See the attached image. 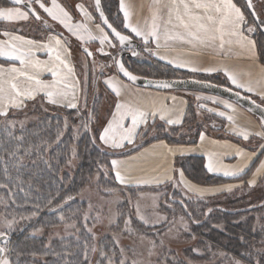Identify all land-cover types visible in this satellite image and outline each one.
<instances>
[{
  "label": "trees",
  "instance_id": "obj_1",
  "mask_svg": "<svg viewBox=\"0 0 264 264\" xmlns=\"http://www.w3.org/2000/svg\"><path fill=\"white\" fill-rule=\"evenodd\" d=\"M234 2L244 15L246 11L254 22L245 2L243 0ZM252 2L255 5L254 0ZM0 3L10 5L6 0H0ZM101 5L109 22L123 34L129 35L118 27L109 15L117 11L116 15L119 16L117 1L101 0ZM255 11L257 13L256 6ZM256 26L258 33L252 36L259 61L264 64V32L257 24ZM146 67L150 70L148 75H139L127 69L135 75L150 79H197L231 89L224 81L215 77L193 76L174 70L155 59L148 62ZM35 102L28 103L21 111L10 113L7 120L0 117V183L7 184L6 188H0V198L6 203L5 207H1L0 214L2 218L10 219L15 213L36 215L35 219L21 225L18 232L11 236L12 247L9 254L12 264H85L86 241L89 245L87 264H108V260L100 256V249L104 250L106 256L112 257L113 261L119 256L122 257L121 248L125 249L123 257L127 259L135 250L144 254L145 248H142V243L146 244L148 252L151 249L153 254L159 253L160 257L168 255L166 264H224L225 261L232 259L242 264H264V176L254 187L245 183L235 189L234 191L242 190L243 194L240 196L225 193L227 196L222 194L203 200L191 196L188 197L191 199H186L187 196L182 197L178 189V192L174 191L172 196L168 197L170 192L167 189L171 186L162 187L165 188L163 191L166 194H162L158 211L166 216V222L149 227L133 217L129 206L138 190L122 191L115 182L111 170L112 159L122 157L131 150L107 152L100 148L95 136H83L76 144L72 132L73 117L80 111L53 109L44 103L33 108ZM96 112L94 106L93 115ZM81 114L77 116L79 120L84 116ZM194 115L189 109L182 126L174 129L177 131L184 129L188 133L185 132L178 138L162 136L155 139L173 145H194L203 131V125L196 122ZM24 118L30 122L21 125ZM8 120L14 121V126L9 124ZM65 127L67 132L61 137ZM18 137L22 139H17ZM155 139L152 141H156ZM74 146L78 149L80 164L71 173L67 168ZM13 151L15 155H9ZM256 163L255 161L245 174L234 179L210 176L201 157L178 159L176 166L191 182L200 186H215L245 182ZM96 177L98 179L93 182ZM87 188L93 189L99 195L107 196L117 191L122 196V202L117 206L116 223L109 227L107 233H102L95 240L91 238L82 222L87 203L78 199L80 193ZM257 188L262 190L257 191ZM107 189L113 191L108 192ZM246 190L254 192L253 196L257 198L255 203L248 201L251 198L245 193ZM61 215L64 217L63 220L60 219ZM181 217L189 224L183 237L187 239V243L195 240L193 247L186 244L188 247L184 250L188 262L177 257L169 258L174 256V252L159 246L160 241L168 236L166 232L170 222ZM128 219L131 220V234L123 230L124 221ZM71 223L76 224V237L60 239L48 237L58 228ZM37 229H40L41 233ZM114 238L119 241L118 245L114 243ZM151 241L156 242L155 248H151ZM92 246L97 248L96 252L91 251ZM216 253L223 255L222 260L217 259L218 255H214Z\"/></svg>",
  "mask_w": 264,
  "mask_h": 264
},
{
  "label": "snow or ice",
  "instance_id": "obj_2",
  "mask_svg": "<svg viewBox=\"0 0 264 264\" xmlns=\"http://www.w3.org/2000/svg\"><path fill=\"white\" fill-rule=\"evenodd\" d=\"M12 6H0V21L19 22L28 21L34 17L36 20H43V17L39 14L34 6H38L43 10L52 21L60 24L67 30L72 36L81 42L99 40L100 47L97 51L103 55H110L105 52V45L115 48L116 42L120 46H127L131 48V42L134 38H139L144 44V50L149 52L150 55L157 56L160 59H166L165 55L160 53V49H170L171 42H178L181 45H187L186 55H197L200 49L211 48L216 50V42H219V49L222 50L225 43L229 45H237L241 48L244 47L246 37L243 35L241 26L246 23L245 15L241 8L238 7L233 0H153V3L149 5V13L151 22L145 23L144 26L139 24H133L131 22L132 12L129 6H127L124 0L120 2V11L123 13L124 29L129 30L133 35H125L122 31L117 30L105 16L101 9V0H95V10L99 13L102 24H95L98 35H94L87 27L88 22H94L92 14L88 11L84 4H76V10L83 17V22H73V17L70 12L57 0H50V6L46 3V0H9ZM247 7L251 9V15L256 18L260 23L264 21L259 20V16L255 11V5L252 0H247ZM165 15L167 19H164ZM161 22L163 23V29L161 28ZM44 27L49 29L51 26L47 20H43ZM102 25H106L110 29V33L105 30ZM254 29L248 28L251 32ZM5 37H8L6 41H0V57H7L10 61H19V66L11 64L7 67L0 65V117H4L7 120L9 112L12 109H22L26 106L27 101L35 100L38 96L41 97L48 104L68 107L71 109L78 108V96L77 91L79 88V81L75 79V69L70 62L71 49L69 48L67 41L63 39L62 34H57L54 31H49L47 36V42H39L32 39H27L22 35H14L9 31H3L0 33ZM228 37L227 41L225 37ZM249 43H251L249 41ZM155 45V50L151 49L149 45ZM44 53L47 59H40L37 53ZM82 52L86 58H93L94 54L87 47L82 49ZM132 55H138L137 52L132 51ZM113 62L116 65L118 71L123 73L129 81L135 82L137 77L128 71L124 64L113 57ZM168 63L173 64L175 67L183 68L187 67L192 72L204 71L214 72L215 68H199L190 60L183 59H169ZM86 67V65H85ZM101 68L105 65H101ZM264 73V68L261 69ZM51 76L50 80L43 79L44 74ZM225 75L232 85L236 89H242L244 92L253 93L259 95L261 100L264 101V87L260 85L264 82L257 81L256 86H253L251 81L242 83L236 75L229 73L225 70ZM109 89L115 94L116 102L113 111L111 112L110 119L102 127V131L99 133V140L102 144L107 145L113 149H119L124 147L125 142L132 144L138 135L140 126L147 125L149 117L153 119L159 115L160 120L166 121L167 124H178L180 119H173L168 113L170 110L166 108L154 109L149 112L143 109L138 103H133L123 98V92L128 88L127 84H123L121 81L114 77H110L104 81ZM158 87L169 88L172 86L168 81H156ZM257 87L260 88L257 91ZM231 91V89H226ZM236 97H241V92H234ZM244 99H250V97H243ZM175 101L176 97H171ZM201 97H197L200 100ZM203 99L212 100L213 103L222 104L225 109L231 110L232 113L236 112L233 104L227 100H217L215 97H204ZM251 103L257 108L261 107L256 104L254 100ZM199 108H204L203 104L198 105ZM209 112L214 111L209 108ZM220 117H225L231 126L233 133L239 137H242L245 141L249 140L250 136L255 135L264 139V117L260 120L261 131L252 133L245 128H241L236 124V117L233 114H228L224 111L216 113ZM93 113L89 112L88 119H93ZM9 124L14 126V121L8 120ZM87 128L88 125L85 124ZM17 139H22L18 137ZM205 139V133H200V140ZM95 143V139H93ZM163 144V142H161ZM166 147V145H165ZM231 147V153H225V155H232L243 163H238L232 166H225L218 164L215 160V154L209 155L208 163L205 165L209 172H218L223 170L224 176L239 177L247 168L249 161H251L253 154H249L243 148L237 146ZM261 149H264V144L260 145ZM171 151V150H169ZM9 155H15V152H10ZM135 159V158H133ZM18 167V166H17ZM112 171L115 173V179L120 184H130L135 182L137 184H151L153 182L159 184L164 182L160 177H136L131 174V170L125 166L124 160L113 159L111 161ZM7 172V170H5ZM259 174H264V160L260 161L256 171L253 172V179L248 181L251 187L255 183V177ZM7 178V176H6ZM166 180L172 181L174 177L167 175ZM183 184L189 191H196L199 195L203 196L205 192L211 191H231L233 185H226L220 189H198L185 180L183 172H180V179L177 182ZM7 184L0 183V188H6ZM106 191L112 192L113 189H107ZM11 194V193H10ZM71 199V197H69ZM51 203V201L49 202ZM91 204L89 208L91 209ZM35 215V213H33ZM137 215L140 220L145 224H149V220L140 215L139 206H137ZM27 219V217H22ZM60 219L64 217L61 215ZM85 221L89 219L87 213L84 215ZM166 219V218H163ZM183 223V217L180 218ZM15 218L9 220L3 219V228L0 230V264H12L9 259L8 253L11 251L9 247V234L15 224ZM96 223H101L102 219L99 214L95 217ZM110 223L112 220L110 219ZM131 220H125V230L131 234L129 225ZM95 227V224H93ZM87 232L91 235L93 240L96 239L95 234L92 231V227H88L85 224ZM186 228V225H185ZM40 229H37L39 231ZM172 229H169L171 232ZM159 235V233H157ZM143 239V237H141ZM114 243L119 244V241L114 238ZM151 248H155L156 242L151 241ZM160 246H163V240L160 241ZM85 264L88 262V250L89 245L87 241L84 244ZM92 252H96L95 246L91 247ZM125 249L121 248L120 252L123 256ZM35 255V253H33ZM149 255H152L151 249ZM100 256L108 260V264H113L112 257L106 256L103 249H100ZM119 264H128L126 259H120ZM131 264H143L142 261L133 259ZM238 264V262H237Z\"/></svg>",
  "mask_w": 264,
  "mask_h": 264
},
{
  "label": "crops",
  "instance_id": "obj_3",
  "mask_svg": "<svg viewBox=\"0 0 264 264\" xmlns=\"http://www.w3.org/2000/svg\"><path fill=\"white\" fill-rule=\"evenodd\" d=\"M118 1H119V6H120L121 0H118ZM124 2L127 6H129L130 11L132 12L130 19L133 24H139L141 26H144L146 22L147 23L151 22L150 13H149V5L153 3V0H124ZM233 3H235L234 0H233ZM0 6L8 7L12 5H4L3 3H0ZM34 7L36 8V6ZM164 19H167L166 15ZM34 21L36 22L35 24L38 25L35 28L34 33L32 34L30 32L29 33L24 32L23 30L25 26H28L30 23L32 24V22ZM34 21H33V18H30L28 21H19V22L0 21V33H2L3 31H9L14 35H22L27 39L36 40L39 42H47L48 33L49 31H52V30H48L44 34L43 33L44 27L42 24L43 20L38 21L35 19ZM14 26L15 28H10ZM87 27L91 31L94 25H92L91 22H88ZM161 28L163 29L162 22H161ZM241 28H242L243 35L247 38L243 48L235 44L229 45L225 43L224 48L220 50L218 47L219 42L217 41L215 51L211 48H205V49H200L197 55L189 56L185 54L188 48L187 45H181L178 42H171L170 49H175V50L165 51V49L163 48L159 50L162 55H165L167 57L166 59H160L157 56H153V55L152 56H153V59L169 66L170 68L174 70H177L180 72H186L193 76L215 77L221 81H224L225 84L228 87H230L232 90L240 91L242 95L250 97L255 102H257L258 104L264 107V101L261 100L259 95L244 92L242 89H236L235 86L231 84V82L228 80L227 76L225 75V70H227L229 73L236 75L237 78L242 83L251 81L253 83V86H256L257 81L264 82V73L261 72V69L264 68V64L259 61L258 54H257V48H256L255 41L253 39V36L248 31V27L246 23L243 24ZM92 31L97 33L96 28L93 29ZM127 31L129 32V30ZM55 33L59 34L58 32H55ZM136 39L139 40V38H136ZM227 39L228 37L226 36L225 40L227 41ZM6 40H8V37L0 35V41H6ZM139 41L144 46L143 42L141 40ZM249 41L251 43H249ZM149 47L155 50L154 44L149 45ZM37 56L40 59H47V56L44 53L38 52ZM169 59L190 60L192 63H194L199 68L203 69V68L211 67L217 70L211 73L204 72V71L192 72L187 67H183V68L175 67L173 64L168 63ZM70 62L75 69V62L72 57V53L70 57ZM11 64H15L16 66H19V61H10L8 60L7 57H0V65H4L5 67H7ZM104 77H105L103 79L104 88L103 89L95 88L93 90V94L89 96V97H93V99L91 98L92 102L95 97L100 96V95L103 97H106L104 102H108L109 101L108 97H110L113 99V108H112V111H113L115 102H116V96L111 91V89L107 87L104 81L110 77H114L117 80L121 81L123 84L128 85V88L125 89L123 92L124 99L129 100L133 103H138L143 109H146L149 112H151L154 109L166 108L170 110L168 114L173 119L179 118L181 121L178 124L169 125L166 123V121L160 120L159 115H157L154 119L152 117H149L147 125L142 124L140 126L138 130V135L136 136L132 144H128L127 142H125L124 147L119 148V149H113L100 142L103 148L107 150H111L112 152H120L124 150H129V149L131 150L129 151L128 154L122 157H116L114 159L124 160L125 166L131 170V174L133 176H136V177H145V176L146 177H157L158 176L162 180H164V182L159 183V184L155 182L151 184H137L135 182H132L130 184L125 185V184H120L119 182L116 181L115 173L112 171L114 180L119 186L123 188H127V189L141 190V191L145 189H157V188H162L165 186H172L174 188H177L180 192L184 193L186 196L188 195V196L200 197V198L216 197V196H219L225 193H230L245 183L249 186L248 181L253 179V172L256 171V168L259 166L260 161L264 160V149L260 148V145L264 144V139H262L261 137L252 135L250 136L249 140L245 141L242 137H239L233 133L230 123L225 117H220L216 113L219 111H224L226 115L228 114L235 115L236 124L239 127L245 128L252 133L261 131L260 122L255 116L248 113L246 110L242 109L240 106L236 105L235 103L231 101H229V103L233 104V106L235 107L236 109L235 113H232L231 110L225 109L222 104L213 103L212 100L203 99L204 97H215L217 100H226L224 98H221L215 95L202 93V92H195V91H155V90L135 87L133 85H130L124 82L119 77L117 78L111 74H107ZM42 78L46 80H50L51 76L46 73L44 74ZM75 79L79 81V77L76 72V69H75ZM260 87H264V83H262ZM259 90L260 88L257 87V91ZM84 95L82 93V88H80L79 86L78 91H77L78 108L76 109H71L66 106L59 107V106L48 104L46 101H44L39 96L35 100L27 101L26 105L28 103L36 101L37 99H40L49 108L79 110L80 108L82 109L84 108L83 107V97H85ZM173 96L177 98L175 101L171 99V97ZM198 96L201 97L200 100H197ZM192 98H193V101L190 100ZM199 104H203L204 108H199L198 107ZM25 107L26 106H24L22 109H12L10 111L23 110ZM85 108L83 110H85ZM209 108L213 109L214 111L209 112L208 111ZM189 109H191V111L194 112V114L205 115V117L209 116L208 119H210L212 124L210 127H208L207 130L202 131L205 133V139L203 141L200 140V136H199L198 141L194 145L172 146L163 140H158L157 142L154 141L150 143L145 142L142 145H137L139 142L141 132L145 128L153 126L154 123H156V125L163 124L164 126L169 127V128H177L179 126H182ZM110 117H111V113L108 116V119H110ZM108 119H106L105 124L107 123ZM197 122H199L198 118H197ZM161 142H163V144H161ZM226 145L228 146L234 145V146L243 148L249 154L254 153L251 161L247 162L248 163L247 168L241 174V175L245 174L247 171L251 169L254 162L255 161L257 162L254 168L250 171V175L245 182L235 183V184L234 183L233 184H230V183L221 184V185H215V186H200L188 180L184 172L181 169L177 168L176 166V161L178 159L189 158V157H201L203 158L204 163L206 165L208 163L210 154H215L214 158L217 161V163L225 165V166H232L238 163H243V161L237 160L232 155H225V153L232 152V148L226 147ZM205 169L210 176H214L217 178H222V179L237 178L233 176H224L223 170L218 171V172H209L206 167ZM180 172H183L184 178L186 181H188L191 185L195 186V188H198V189H220L226 185H233L236 187H233L231 191L224 190V191L205 192L203 196H201L196 191H189L187 188H185L183 184L177 183L180 179ZM167 175L173 176L174 180L172 181L166 180L165 177ZM263 176L264 174L257 175L255 177V183L251 187L256 186L259 180ZM158 208H159V205H158Z\"/></svg>",
  "mask_w": 264,
  "mask_h": 264
},
{
  "label": "rangeland",
  "instance_id": "obj_4",
  "mask_svg": "<svg viewBox=\"0 0 264 264\" xmlns=\"http://www.w3.org/2000/svg\"><path fill=\"white\" fill-rule=\"evenodd\" d=\"M4 1V0H3ZM117 1V9L119 12V16L116 15V13H114L112 10V14H109L112 21L121 29H123L127 34H129L130 36H132V34H130L126 29H124L123 27V21H124V17L120 11V6H119V1ZM58 3L62 4L72 15L73 17V22H83V17L79 14V12L76 10V4L78 3H82L85 5V7L88 9V11L92 14L93 18H94V22H91L92 25H94V27H92V30L95 29V24H101L100 23V19L96 13L94 4H93V0H57ZM255 2V6L257 8V14L259 15V20L260 21H264V1L263 0H254ZM46 3L50 6V0H46ZM113 5V3H112ZM36 9L39 11V13L43 16V20H47L50 21L48 22V24L51 26L49 29H46L44 27L43 21V33L45 34L46 31L48 30H52L54 32H58L59 34L63 35V39L65 41H67V44L69 46V48L71 49V53H72V57L74 59L75 62V69L76 72L78 74L79 77V86L80 88H82V93L83 95L86 97H83V107L85 108V110H83L82 108L79 109L80 112L76 113V116H72L74 118V126L72 129V132L74 133V138H75V143L77 144L81 138L83 136H95L99 141V133L102 130V127L105 124L106 119H108V116L110 115L112 108H113V99L109 98L108 102H104L106 97L103 96H97L94 98L93 102L91 100V98L93 99V97H89L93 94V90L95 88L98 89H103L104 85H103V79L105 78L104 76H106L107 74H111L114 75L115 77H119L121 80H123L117 73L116 70V66L113 62V57L118 58V56L120 54H125L126 52L122 51L121 48L119 47L118 43L116 42V47L112 48V47H108L107 45H105V52L110 53V55H103L101 53H99L97 51V49L100 47L99 44V40H94V41H87V42H81L80 40L76 39V37L72 36L69 32H67L66 29H64L60 24H58L57 22H54L51 20L50 17L47 16L46 13L43 12V10L39 9L38 6H36ZM246 10V9H245ZM33 21L35 20L34 17ZM245 18H246V25L247 27H252L254 30L251 31L250 33L253 35H256L258 33V27L256 26V24L252 21V19L250 18L249 14L245 11ZM36 22H32V24L30 23L28 26H25L24 28V32H30V33H34L35 28L38 26L37 24H35ZM262 26H264V23H261ZM10 28H15L14 27H10ZM91 30V32L94 35H98V33L93 32ZM39 34V33H38ZM134 42L136 44H138L139 47V55L135 58H132L130 56H128L127 54H125L123 62L126 68H128L129 70H131L132 72L139 74V75H148V73H150V70L147 69L146 64L149 62H152L153 56L150 55L149 52H146L144 50V46L141 44V42L134 38L133 39ZM87 47L90 51L93 52L94 54V59L93 58H86L82 52V48ZM136 48L135 45H132L131 48L129 49V52L132 53V51H134ZM86 65V67H85ZM101 65H105V67L101 68ZM97 72V73H96ZM96 74V75H95ZM97 80H96V78ZM124 82H126L125 80H123ZM128 83V82H126ZM129 84V83H128ZM131 85V84H130ZM85 100V101H84ZM193 101V98L190 99ZM87 102V103H86ZM43 101L40 99H37L35 103H33V108H37L42 106ZM86 104V105H85ZM96 106L97 112L96 114L94 113L93 115V119L91 121H89L88 119V114L89 112H92V108ZM68 110V109H67ZM17 111H21V110H14V111H10V113L12 112H17ZM82 113V114H81ZM194 113V112H193ZM84 115L82 117L81 120H79V115ZM194 116H196V122H197V118L199 120V124H202V128L203 131L207 130L208 127L211 126V121L209 118V116L205 115H198L195 114ZM29 121V119H23L21 121V125H25V123L27 124ZM85 124L88 125V127H85ZM218 124V123H217ZM180 127V126H179ZM67 128H63L62 130V135L61 137L65 136L67 130ZM177 128H169L164 126L163 124H158L156 125V123H154L153 126L145 128L141 134H140V138H139V142L137 145H142L145 142L150 143V141H152L155 138H161L163 137H176L178 138L180 135H184L185 132H187V130H174ZM188 133V132H187ZM200 136V134H199ZM198 136V138H199ZM157 142L158 140L155 139ZM198 141V139H197ZM154 142V141H152ZM172 146H177V145H173L170 144ZM100 148L107 151V152H112L111 150H107L105 148H103L101 146V144H99ZM78 149L74 146L73 150L71 152V157H70V162L68 165L67 170L70 171L71 173H73L78 165L80 164V157H78ZM178 168V167H177ZM106 177V176H105ZM98 178H94L93 182L96 181ZM119 188H121L122 191H126L128 190L127 188H123L121 186L118 185ZM91 188V187H90ZM87 188L85 190H83L80 195L78 196V199L80 201L86 202L87 203V208L86 211L83 212V217H82V222L83 224H87L88 227H92V231L95 234V237H100L102 235V233H107V230L109 229L110 226L114 225L118 219V211H117V206L119 203L122 202V196L117 192V191H113L110 195H99L98 193H96L93 189ZM165 188H157V189H145V190H138L135 192V197L133 199L132 202L129 203V206L131 208V212L132 215L135 219L139 220L140 222H142L139 218V216L137 215V206H139V210H140V215H143L144 217H146L149 220V224H147L146 226L149 227H155V226H159L163 223L166 222V218L165 215H163L162 213H160L158 211V205L161 201V197L162 194H166L164 193ZM260 189L262 190V188H257V191H260ZM169 193L168 197L172 196V192H178L177 188H174L171 186V188L167 189ZM264 192V191H263ZM182 197L186 196L184 193L182 192H178ZM234 193V194H233ZM246 194L250 195L251 200L249 199V202L255 203L256 199L255 196H253L254 192L245 191ZM230 196L234 195V196H240L242 195V190L239 191H232L230 193H228ZM227 196V194H224ZM190 196L187 195L186 199H191L188 198ZM193 197V196H191ZM225 197V196H224ZM195 199H206V198H200V197H194ZM221 199V198H220ZM221 203H223V201H220ZM91 204V209L89 208V205ZM6 203L0 198V209L1 207H5ZM12 213V212H11ZM85 213L88 214L89 219L87 221H85L84 219V215ZM23 214V215H22ZM15 213L13 215V218H15V224L13 226L12 231L9 234V247L11 249L12 244L10 243L12 240V237L16 232H18V230L22 227L21 225H26L28 223H30L31 219H35L36 215L33 214H25V213ZM97 214L100 215L102 222L101 223H96L95 222V217L97 216ZM22 217H27V219H22ZM6 218V217H4ZM1 214H0V230H5L3 228V219ZM12 218V219H13ZM9 220H11L10 218H7ZM110 219L112 220V222L110 223ZM143 223V222H142ZM93 224H95V227H93ZM144 224V223H143ZM186 225V228H185ZM189 227V224L183 220V223L181 222V219H177L176 221H171L168 231L167 233V237L165 238V240H163V246L167 248V250H171L174 252V256H169V258L172 257H177L181 260H185L186 258L184 256V250L185 248H187L188 246L193 247L195 240H191L189 241V243H187V239H185L183 237V234L185 232H187ZM129 228L131 229L130 225ZM172 229L171 232H169V229ZM123 230L126 233H129V231L125 230V225L123 226ZM87 231V230H86ZM40 232V231H39ZM41 233V232H40ZM39 234V233H38ZM43 234V233H42ZM77 235V230H76V224L71 223L68 225H63L62 227L58 228L53 234L48 235L49 238H54V239H60V238H74ZM186 244H188V246L186 247ZM160 246V244H159ZM160 246V247H163ZM142 248H145L144 254L143 253H137L136 250L133 253L132 252V256H130L128 259L125 257H121L119 256L118 259L113 261V264H119L120 259H126L128 264H131V261L133 259L135 260H139L142 261L143 264H166V260L168 259V255L165 257H160L158 256L159 253L149 255V252L146 251V244L142 243ZM196 251V249H194ZM141 252V251H140ZM264 252V249H263ZM10 253V252H9ZM8 253V256L10 258V254ZM214 255H218V260L223 258V255H220L219 253H216ZM11 260V258H10ZM13 260V257H12ZM157 260V261H156ZM218 260H214V262H218ZM188 262V261H186ZM213 262V263H214ZM238 261L232 259V260H227L224 262V264H237ZM202 264H208V263H202ZM238 264H242L240 262H238Z\"/></svg>",
  "mask_w": 264,
  "mask_h": 264
},
{
  "label": "water",
  "instance_id": "obj_5",
  "mask_svg": "<svg viewBox=\"0 0 264 264\" xmlns=\"http://www.w3.org/2000/svg\"><path fill=\"white\" fill-rule=\"evenodd\" d=\"M6 1L10 4L9 0H6ZM243 1L245 2L246 7H247V0H243ZM93 4L95 7V0H93ZM101 9H102V5H101ZM247 9L251 15V9H249L248 7H247ZM102 11H103V9H102ZM96 13L99 17V13L98 12H96ZM251 17L253 18L254 22L259 26V29L264 32V26L260 25V22H258L255 17H253L252 15H251ZM99 19H100V17H99ZM100 23L102 24L101 20H100ZM102 26L105 28L106 31H108L110 33V29H108L106 25H102ZM118 45H119V43H118ZM132 45L136 46L134 51L137 52L139 55L140 51H139L138 44H136L134 42V40H132L131 46ZM119 47L121 48L122 51L126 52L125 54H127L128 56H130L132 58H135L138 56V55H132V53L129 52L130 48L127 46L122 47L119 45ZM125 54H120L117 58L123 64H124L123 59H124ZM116 70H117L118 75L123 80H125L129 84H131L135 87H138V88L150 89V90H155V91H195V92L207 93V94H211V95H215V96L224 98L228 101L235 103L236 105L240 106L242 109L246 110L248 113L255 116L259 120V122H260L261 118L264 117V107L259 104L261 107L257 108L255 105H253L251 103V100H253V99H251V98L250 99H244L243 97H247V96H244L242 94H241V97L238 98L234 95V92H236V91H234V90L226 91V89H229V88H226V87H223V86L211 83V82L200 81L197 79H150V78H145V77L135 75L131 72L133 75H135L137 77V80L135 82H132V81H129L127 79V77H125L123 75V73H120L118 71L117 67H116ZM156 81H168L169 83L172 84V86L169 88L158 87L155 83ZM256 104H258V103L256 102Z\"/></svg>",
  "mask_w": 264,
  "mask_h": 264
}]
</instances>
